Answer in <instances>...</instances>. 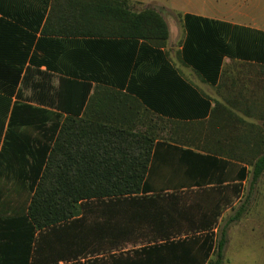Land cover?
<instances>
[{
	"label": "crops",
	"instance_id": "0c3cea01",
	"mask_svg": "<svg viewBox=\"0 0 264 264\" xmlns=\"http://www.w3.org/2000/svg\"><path fill=\"white\" fill-rule=\"evenodd\" d=\"M256 1L128 0L166 21L168 38L149 40L130 21L117 35H64L48 19L53 0H0V264L79 261L65 258L63 238L78 218L39 230L27 215L39 163L73 114L153 134L145 190L190 194L174 219L215 245L225 232L222 264H264V172L255 179L253 166L264 145ZM68 78L77 82L70 95ZM78 83L90 85L81 108Z\"/></svg>",
	"mask_w": 264,
	"mask_h": 264
},
{
	"label": "trees",
	"instance_id": "16d2710c",
	"mask_svg": "<svg viewBox=\"0 0 264 264\" xmlns=\"http://www.w3.org/2000/svg\"><path fill=\"white\" fill-rule=\"evenodd\" d=\"M50 17L62 22L64 35H117L121 33L118 27L126 21L133 27H141L137 36L149 40H166L169 34L167 23L159 13L153 9L136 13L128 0H53ZM71 26H77L78 31L72 32ZM65 81L69 83L70 95L71 82H77L69 78ZM78 85L81 108L90 85ZM154 143L155 137L150 132L109 125L76 114L67 116L48 146L46 159L39 163L27 210L35 229L79 218L84 201L121 197L134 199L145 210L165 202L162 217L170 209L174 219L175 204L172 202L171 207L166 204L170 194H149L144 187ZM254 158L256 179L264 172V145L256 149ZM141 195L151 196L140 199ZM198 231L189 238L144 246L140 250L142 256L131 264H204L213 251L215 258L211 264H222L226 233L221 234L215 245L212 234Z\"/></svg>",
	"mask_w": 264,
	"mask_h": 264
},
{
	"label": "rangeland",
	"instance_id": "374dc122",
	"mask_svg": "<svg viewBox=\"0 0 264 264\" xmlns=\"http://www.w3.org/2000/svg\"><path fill=\"white\" fill-rule=\"evenodd\" d=\"M256 9L264 10V0L256 1ZM189 196L183 192L174 197L170 194L166 204L169 207L172 202L177 205V201L182 203ZM164 203L153 204L145 210L130 197L84 201L76 225L64 227L65 258L78 259L84 264H131L142 256L140 250L144 246L199 233L198 228L181 224L182 219H173L170 209L162 217Z\"/></svg>",
	"mask_w": 264,
	"mask_h": 264
}]
</instances>
